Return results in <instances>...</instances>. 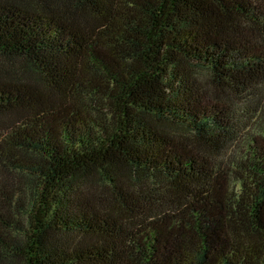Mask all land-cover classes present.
<instances>
[{"label": "trees", "instance_id": "1", "mask_svg": "<svg viewBox=\"0 0 264 264\" xmlns=\"http://www.w3.org/2000/svg\"><path fill=\"white\" fill-rule=\"evenodd\" d=\"M0 264H264V0H0Z\"/></svg>", "mask_w": 264, "mask_h": 264}]
</instances>
